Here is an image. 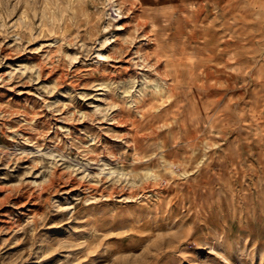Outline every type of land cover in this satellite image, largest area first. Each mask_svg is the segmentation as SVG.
I'll return each instance as SVG.
<instances>
[{
    "label": "rangeland",
    "instance_id": "obj_1",
    "mask_svg": "<svg viewBox=\"0 0 264 264\" xmlns=\"http://www.w3.org/2000/svg\"><path fill=\"white\" fill-rule=\"evenodd\" d=\"M0 264H264V0H0Z\"/></svg>",
    "mask_w": 264,
    "mask_h": 264
},
{
    "label": "bare ground",
    "instance_id": "obj_2",
    "mask_svg": "<svg viewBox=\"0 0 264 264\" xmlns=\"http://www.w3.org/2000/svg\"><path fill=\"white\" fill-rule=\"evenodd\" d=\"M111 3H114V0H109ZM101 55V54H100Z\"/></svg>",
    "mask_w": 264,
    "mask_h": 264
}]
</instances>
